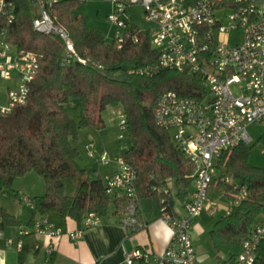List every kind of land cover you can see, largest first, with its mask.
Returning a JSON list of instances; mask_svg holds the SVG:
<instances>
[{"label":"trees","instance_id":"trees-1","mask_svg":"<svg viewBox=\"0 0 264 264\" xmlns=\"http://www.w3.org/2000/svg\"><path fill=\"white\" fill-rule=\"evenodd\" d=\"M13 1L15 16L12 21L0 17V31L5 29L7 39L20 50L36 51L40 69L27 102L0 116V192L9 189L22 200L14 182L36 171L46 184L44 193L31 196L40 215L58 212L82 227L88 213L103 217L109 213L111 204L115 213L126 212L129 196L107 192L104 175L79 164L80 149L74 143L81 129L104 128L103 112L111 104H120L126 115L128 144L120 154L137 171L138 206L142 198L155 196L160 205L165 204L175 212V205L189 196L196 168L171 131L157 124L154 110L159 96L169 89L187 97L199 96L200 75L189 69H163L153 75L129 72L132 66L158 59L150 31L141 30L131 18L125 40L118 46L116 40H108L101 27L80 9L86 0H50L56 21L68 30L79 55L88 60L71 58L64 62V40L34 27L38 14L35 0ZM68 104L79 106L77 117L70 114ZM253 145L243 143L223 151L217 164L218 172L248 186L247 197L231 213L215 220L209 231L220 254H238L264 211V167L249 162ZM75 178L80 180L70 194L67 183ZM213 183L230 198L236 195L231 184L220 180ZM0 216L8 224H21L1 204ZM34 219L33 215L27 224L31 228ZM19 239L22 240L19 263L23 264L29 253L36 250L38 240L34 230L21 233ZM254 264H264V238Z\"/></svg>","mask_w":264,"mask_h":264},{"label":"built area","instance_id":"built-area-1","mask_svg":"<svg viewBox=\"0 0 264 264\" xmlns=\"http://www.w3.org/2000/svg\"><path fill=\"white\" fill-rule=\"evenodd\" d=\"M116 10L108 15L115 26L114 40L121 46L128 27V7L140 4L146 20L153 23L149 29L152 47L158 59L143 66H132L129 72L153 75L163 69H189L198 73L202 88L197 97H187L169 89L157 99L154 116L157 124L170 130L176 143L195 165L194 189L182 201L183 213L161 206V219L172 229L165 251L154 254L148 248H132L126 253V263L136 261L154 264H204L198 257L193 241V220L206 208L215 214L218 203H209L213 181L232 185L236 195L230 199L225 214L248 195V186L231 175L218 172L220 155L240 144L253 143L250 125H264V0H111ZM39 11L34 27L44 33L60 36L65 42L64 62L81 57L68 30L53 15L50 0H35ZM13 0H0V17L14 18ZM241 32L240 40L233 33ZM233 37V38H232ZM137 40V35H134ZM102 67L99 62H94ZM40 69L39 55L34 50H20L7 39V31H0V80H15L6 96L0 95V116L12 113L27 102L31 86ZM119 120L118 137L122 149L126 141V115L122 106L116 109ZM87 154L98 156L104 164L117 167L104 175L107 192L127 194L130 198L126 212L120 214L122 224L135 232L147 226L139 211L135 182L136 169L121 154L114 159L108 151H98L95 141L88 144ZM22 199L34 208L31 196ZM164 199L162 200V202ZM95 212L88 213L83 226L70 235L78 240L83 230L101 222ZM31 230L36 236L52 238L64 233L47 215L34 219ZM28 227L21 233L31 231ZM1 234V232H0ZM264 238V211L250 236L243 242L238 254L224 264H254L258 247ZM9 241L12 239L9 238ZM21 248L22 240L18 239ZM53 242L46 244L52 254Z\"/></svg>","mask_w":264,"mask_h":264},{"label":"crops","instance_id":"crops-1","mask_svg":"<svg viewBox=\"0 0 264 264\" xmlns=\"http://www.w3.org/2000/svg\"><path fill=\"white\" fill-rule=\"evenodd\" d=\"M72 104L74 105L75 102ZM82 133H85L86 138L84 141L86 155H88L87 149L90 141H95L97 149H101V146L105 144L106 136L103 128L99 129L89 126L81 129L79 137ZM96 140L99 141V144ZM100 142L102 143L101 146ZM78 147L80 148V145H78ZM116 167L117 163L112 162L111 164H108L106 169L98 170V172L105 175L106 173L113 171ZM17 179L14 182V188L17 189L22 196L24 194L29 196L42 194L46 190V186L40 184L37 189L31 188L30 190L32 192L28 193L26 192L27 184L24 180ZM36 180L37 179L35 178V181ZM170 184H172L171 181ZM193 189L194 182L191 190ZM230 199L231 198L222 188L213 183L210 188L208 200L209 203H218L219 209L213 214L208 208H206L199 216L194 218L192 235H198L197 231L204 228L203 223L205 222L207 215L211 217L217 215L218 212H221V215L225 214V208L229 205ZM19 202L29 207V209L24 206H17L15 209H12L6 205V203L4 204L0 201L1 205H3L9 212L16 215L21 221L20 225L8 224L0 216V264H20V248L17 244L19 235L22 230L27 227L30 230L32 229L27 224L33 215L35 218L40 215L23 199L19 200ZM175 209L180 213H183L184 211L181 202H178L175 205ZM139 211L142 218L147 222V226L142 229L130 232L122 224L120 214H107L102 217L100 223L85 228L78 240H74L70 235L71 231L80 228L76 220L71 217H63L58 212H51L47 214L49 220L56 226L64 228L66 231L52 238L38 237L35 234V237L38 240L35 247L36 250L29 253L23 264H127L126 253L132 248H148L154 254L162 253L165 251L170 241L172 229L169 224L160 217L161 206L159 199L155 196L142 198L139 203ZM9 238L12 240L9 241ZM50 241L54 244V250L52 254H47L46 244ZM195 247L198 257L205 264L204 260L207 259L209 255L204 252L202 246L199 247V251L196 244ZM218 254L219 264H224L225 261H228L233 257L230 254ZM134 264H154V262L142 263L136 261Z\"/></svg>","mask_w":264,"mask_h":264},{"label":"rangeland","instance_id":"rangeland-1","mask_svg":"<svg viewBox=\"0 0 264 264\" xmlns=\"http://www.w3.org/2000/svg\"><path fill=\"white\" fill-rule=\"evenodd\" d=\"M116 4L112 2L111 0H86L82 2L80 9L86 11L91 16V19L98 24L101 29L104 31V34L106 35V38L108 40L114 39V32H115V26L113 23L110 22L108 19V15L111 14L116 10ZM34 9L36 11H39V7L37 4L34 5ZM128 13L129 16L132 17V19L136 22L138 27L141 30H149L151 27H153V23L146 20L143 13V7L140 4L132 3L128 7ZM233 35L238 38V40L241 39L242 34L241 32H235ZM233 38V37H232ZM17 85V81L13 80H0V95L6 96L8 87H14ZM120 104H111L109 105L106 110L103 112V117L105 120V127L104 133H105V144L102 145L100 142L101 149L98 148L100 151H108L111 158L114 159L116 156H118L121 153L122 148V140L118 137L119 132V120L116 114V109L120 107ZM69 112L72 116L77 117L80 108L79 106L73 107L71 104L67 105ZM250 132L253 135V147L251 148L250 154H249V162L256 166L264 167V125H256L252 124L249 127ZM81 138V139H80ZM85 133H82V135L77 139L74 140V143L80 145V155L78 156V162L81 166H86L88 170L97 171L98 170H104L107 168L108 164L102 163L98 158L91 157L86 155V151L84 150V141H85ZM97 141V140H96ZM99 144V141H97ZM34 176V177H33ZM22 177V178H20ZM18 177L17 180H24V182L27 184L26 186V192H32L30 189L34 188L37 189L40 184H45L44 178L39 175L36 171H30L26 173L23 176ZM35 178L37 179L35 181ZM79 178L71 179L67 183V192L70 194H73L75 191V187L77 185V182L79 181ZM32 182V184H31ZM34 182V183H33ZM31 184V185H30ZM210 192V191H209ZM0 201L2 203H6L10 208L15 209L17 206H24L29 209V207L21 204L19 200L12 194L11 190L6 189L4 191L0 192ZM114 205L111 204L109 215L114 214ZM28 213V212H26ZM221 216V212L217 213V215L208 216L205 218V222L203 223L202 229L197 231L198 235H193L194 243L196 246L199 247L202 246L204 252H206L209 257L204 260L205 264H219L218 262V252L216 251L213 241L211 239V236L209 234V230L212 227L215 220H217Z\"/></svg>","mask_w":264,"mask_h":264}]
</instances>
